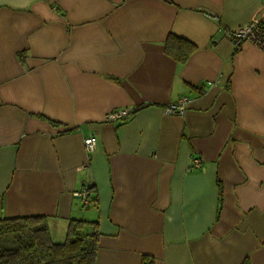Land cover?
<instances>
[{
  "label": "crops",
  "instance_id": "crops-1",
  "mask_svg": "<svg viewBox=\"0 0 264 264\" xmlns=\"http://www.w3.org/2000/svg\"><path fill=\"white\" fill-rule=\"evenodd\" d=\"M262 16L264 0H0V218L44 216L54 242L96 222L94 264H264V52L229 36Z\"/></svg>",
  "mask_w": 264,
  "mask_h": 264
},
{
  "label": "trees",
  "instance_id": "trees-1",
  "mask_svg": "<svg viewBox=\"0 0 264 264\" xmlns=\"http://www.w3.org/2000/svg\"><path fill=\"white\" fill-rule=\"evenodd\" d=\"M164 47L180 63L194 51L192 43L173 34ZM97 235L96 222L71 220L65 239L54 242L44 216L0 218V264H94ZM141 264L153 260L145 257Z\"/></svg>",
  "mask_w": 264,
  "mask_h": 264
},
{
  "label": "built area",
  "instance_id": "built-area-1",
  "mask_svg": "<svg viewBox=\"0 0 264 264\" xmlns=\"http://www.w3.org/2000/svg\"><path fill=\"white\" fill-rule=\"evenodd\" d=\"M234 45L239 48L243 43L248 42L264 52V16L253 19L239 26L235 31L229 33ZM189 98L186 96L180 97L176 101L168 103L163 108V113L166 115H181L186 109ZM130 115V110L119 109L108 113L105 117L106 121L114 122L127 118ZM97 138L91 134L84 138L83 144L87 153H92L96 147ZM192 163L196 168H200V159L193 158ZM80 195L86 198V192H81Z\"/></svg>",
  "mask_w": 264,
  "mask_h": 264
}]
</instances>
